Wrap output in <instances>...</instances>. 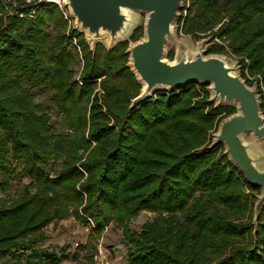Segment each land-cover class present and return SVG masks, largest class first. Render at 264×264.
Segmentation results:
<instances>
[{"label": "trees", "instance_id": "obj_1", "mask_svg": "<svg viewBox=\"0 0 264 264\" xmlns=\"http://www.w3.org/2000/svg\"><path fill=\"white\" fill-rule=\"evenodd\" d=\"M63 8L0 0V189L20 165L31 180L14 201L0 200V264L69 261L45 246L44 232L72 216L89 229L88 253L106 227L121 229L129 264H264V207L253 236L261 191L222 145L211 148L236 107H216L208 85L198 83L132 107L142 86L127 49L144 26L130 42L112 50L99 43L92 52ZM181 14L179 33L210 38L209 55L226 53L215 38L228 42L242 78L258 84L264 114V0H190ZM26 85L46 89L50 105L43 110ZM53 110L63 134H53ZM61 158L51 176L47 166ZM142 213L158 217L135 231Z\"/></svg>", "mask_w": 264, "mask_h": 264}, {"label": "water", "instance_id": "obj_2", "mask_svg": "<svg viewBox=\"0 0 264 264\" xmlns=\"http://www.w3.org/2000/svg\"><path fill=\"white\" fill-rule=\"evenodd\" d=\"M62 1L74 20V28L85 35L92 52L99 43L112 50L119 43L130 42L139 15L146 16L143 37L130 42L127 49L128 67L142 86L132 107L159 91L172 92L194 83L208 85L210 102L216 107H236L237 112L220 123L211 148L222 145L224 154L247 183L261 191L254 207L256 240L264 207V153L253 148L264 142L263 102L258 84L248 86L238 61L234 64L225 55H209V38L191 51L181 48L175 61L168 58L185 0Z\"/></svg>", "mask_w": 264, "mask_h": 264}, {"label": "rangeland", "instance_id": "obj_3", "mask_svg": "<svg viewBox=\"0 0 264 264\" xmlns=\"http://www.w3.org/2000/svg\"><path fill=\"white\" fill-rule=\"evenodd\" d=\"M35 1L39 2L40 4L55 3L59 5L62 9H64L62 0H59V2H57L56 0H28V2ZM32 14L34 16L36 14V11L34 10ZM65 14H69L68 9ZM145 21L146 16L139 15L136 26H144ZM218 29H214L212 31V34L216 33ZM49 32L54 35L55 29L50 27ZM206 36H209L208 33ZM203 40L204 39L196 40L194 37L183 35L182 33H179V31H177L176 37L171 40V44L168 48V51L173 50L175 52L174 58L177 59V55L181 48H188V50L191 51L196 45L200 44V42ZM215 43L217 42L215 41ZM222 46L224 47V44ZM225 56L232 59L233 63L235 64L236 60L234 57L226 53ZM175 59L173 61H175ZM82 65L83 64L81 63V61L79 59H76L73 64V69L77 73H79L82 69ZM26 86L29 88L30 93L34 96L35 102L42 105L43 110L50 105L49 93L46 89L30 88L29 85ZM51 118L53 134H63L67 131L66 124L62 116H60L56 110H53V112L51 113ZM253 148L254 150H259L264 153V142L254 144ZM62 160L63 159L61 158L57 161H50L49 165L47 166V170L51 176H55L58 174L61 169ZM30 183L31 180L25 175L23 171V166L20 165L19 167L15 168V172L13 174V182L10 184V186L5 189H0V200H4L6 202L14 201L20 194L24 192L25 189H27L28 186H30ZM29 190L32 193L36 192L35 188L32 187H30ZM157 217V215L142 213L140 216L136 217L132 221L131 228L135 231H140L142 226L148 220L155 219ZM121 232V229H119L117 226L115 227L114 225H110L109 231L104 232L102 238L96 242L97 250H92L91 253H88V251L86 252V250H84V246L86 245L90 234L89 229L72 216L67 220L51 224L45 230L44 234L47 237V242L45 243V246L57 252L59 255H62L65 252L67 255L71 256L69 261H63L61 262V264H94V257L99 252L100 248L103 249V253H105V256L108 258H110V256H108L105 249H108L107 251H111L112 255L114 256L112 257V259L115 260L118 264H129L127 259V250L122 243ZM87 256H89V261ZM22 262L23 264H26L25 259H23Z\"/></svg>", "mask_w": 264, "mask_h": 264}, {"label": "built area", "instance_id": "obj_4", "mask_svg": "<svg viewBox=\"0 0 264 264\" xmlns=\"http://www.w3.org/2000/svg\"><path fill=\"white\" fill-rule=\"evenodd\" d=\"M190 6V0H185L184 1V13L186 14L188 8ZM219 28V27H218ZM217 28V29H218ZM215 41L217 43H220V44H224V47H225V50H226V53L230 54L231 55V49L229 47V44L228 42H222L219 38H215ZM109 230V227H106L105 228V232H107ZM103 249L100 248L99 249V252L95 255L94 257V264H118L115 260H113L112 258H108L105 256V253H103L102 251Z\"/></svg>", "mask_w": 264, "mask_h": 264}, {"label": "crops", "instance_id": "obj_5", "mask_svg": "<svg viewBox=\"0 0 264 264\" xmlns=\"http://www.w3.org/2000/svg\"><path fill=\"white\" fill-rule=\"evenodd\" d=\"M108 231H109V230H108ZM105 250H106L108 256H110V258L114 257V256L112 255L111 251H107L108 249H105Z\"/></svg>", "mask_w": 264, "mask_h": 264}, {"label": "bare ground", "instance_id": "obj_6", "mask_svg": "<svg viewBox=\"0 0 264 264\" xmlns=\"http://www.w3.org/2000/svg\"><path fill=\"white\" fill-rule=\"evenodd\" d=\"M57 2H59V0H56ZM61 2V1H60Z\"/></svg>", "mask_w": 264, "mask_h": 264}]
</instances>
